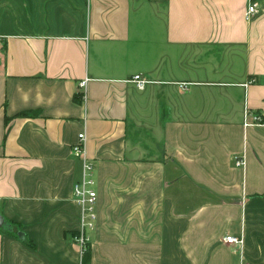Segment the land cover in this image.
Segmentation results:
<instances>
[{
	"label": "crops",
	"instance_id": "0c3cea01",
	"mask_svg": "<svg viewBox=\"0 0 264 264\" xmlns=\"http://www.w3.org/2000/svg\"><path fill=\"white\" fill-rule=\"evenodd\" d=\"M255 1L247 21L249 0H0V264H82L80 132L88 264H264ZM245 110L263 122L245 126Z\"/></svg>",
	"mask_w": 264,
	"mask_h": 264
},
{
	"label": "built area",
	"instance_id": "2783aa9c",
	"mask_svg": "<svg viewBox=\"0 0 264 264\" xmlns=\"http://www.w3.org/2000/svg\"><path fill=\"white\" fill-rule=\"evenodd\" d=\"M258 13V3L255 0H249L245 12V19L247 21L252 20ZM132 81L138 88H143L149 82L142 78L140 74L133 75ZM84 84L85 80L80 81L79 87L83 88ZM177 84L178 87L183 90L186 89L189 83L179 82ZM248 118H250V120ZM262 122L263 119L260 114L249 112L247 110L244 111L243 123L245 126L259 125ZM71 151L73 156L81 162V176L73 185V199L79 207V227L77 228L75 241L79 245L82 254L90 239L89 232L94 228L97 199L94 165L86 156L84 132L78 133L77 141L72 145ZM235 164L237 166H243L244 161L243 159L236 157ZM222 241L227 244L243 245L242 237L232 234L224 235Z\"/></svg>",
	"mask_w": 264,
	"mask_h": 264
},
{
	"label": "trees",
	"instance_id": "16d2710c",
	"mask_svg": "<svg viewBox=\"0 0 264 264\" xmlns=\"http://www.w3.org/2000/svg\"><path fill=\"white\" fill-rule=\"evenodd\" d=\"M90 258L89 248L82 254V264H88Z\"/></svg>",
	"mask_w": 264,
	"mask_h": 264
},
{
	"label": "water",
	"instance_id": "95a60500",
	"mask_svg": "<svg viewBox=\"0 0 264 264\" xmlns=\"http://www.w3.org/2000/svg\"><path fill=\"white\" fill-rule=\"evenodd\" d=\"M0 227L4 228V229H10V224L8 221H6L2 215H0Z\"/></svg>",
	"mask_w": 264,
	"mask_h": 264
},
{
	"label": "rangeland",
	"instance_id": "374dc122",
	"mask_svg": "<svg viewBox=\"0 0 264 264\" xmlns=\"http://www.w3.org/2000/svg\"><path fill=\"white\" fill-rule=\"evenodd\" d=\"M89 241H90V239H89ZM88 248H89V242L86 244V246H85V250H87ZM85 250H84V252H85ZM84 252H83V253H84ZM83 253H82V254H83ZM82 254H81V255H82Z\"/></svg>",
	"mask_w": 264,
	"mask_h": 264
}]
</instances>
